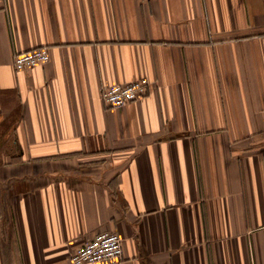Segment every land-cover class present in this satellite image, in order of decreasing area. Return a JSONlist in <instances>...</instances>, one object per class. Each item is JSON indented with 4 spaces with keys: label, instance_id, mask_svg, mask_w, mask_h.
Instances as JSON below:
<instances>
[{
    "label": "crops",
    "instance_id": "1",
    "mask_svg": "<svg viewBox=\"0 0 264 264\" xmlns=\"http://www.w3.org/2000/svg\"><path fill=\"white\" fill-rule=\"evenodd\" d=\"M102 231L96 264H264V0H0V264Z\"/></svg>",
    "mask_w": 264,
    "mask_h": 264
},
{
    "label": "built area",
    "instance_id": "2",
    "mask_svg": "<svg viewBox=\"0 0 264 264\" xmlns=\"http://www.w3.org/2000/svg\"><path fill=\"white\" fill-rule=\"evenodd\" d=\"M49 59L48 47L41 45L17 52L13 58V65L17 71H24L45 64ZM149 84L147 77H139L126 83L105 85L101 91L102 100L109 107H124L132 101L143 98L148 92ZM122 243L123 239L117 231L96 233L71 253L70 264L118 262L123 254Z\"/></svg>",
    "mask_w": 264,
    "mask_h": 264
},
{
    "label": "trees",
    "instance_id": "3",
    "mask_svg": "<svg viewBox=\"0 0 264 264\" xmlns=\"http://www.w3.org/2000/svg\"><path fill=\"white\" fill-rule=\"evenodd\" d=\"M148 90H149V89H148ZM147 93H148V92H147ZM147 93H146V95H147ZM146 95H145V96H146ZM145 96H144V97H145Z\"/></svg>",
    "mask_w": 264,
    "mask_h": 264
}]
</instances>
